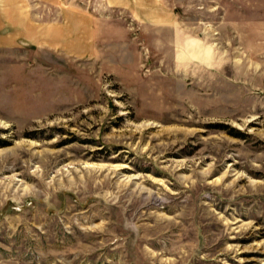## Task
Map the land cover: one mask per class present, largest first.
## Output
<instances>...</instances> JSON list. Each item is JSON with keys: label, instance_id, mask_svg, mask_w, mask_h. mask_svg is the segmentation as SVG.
<instances>
[{"label": "rangeland", "instance_id": "obj_1", "mask_svg": "<svg viewBox=\"0 0 264 264\" xmlns=\"http://www.w3.org/2000/svg\"><path fill=\"white\" fill-rule=\"evenodd\" d=\"M163 1L183 34L0 35V264H264V0Z\"/></svg>", "mask_w": 264, "mask_h": 264}, {"label": "crops", "instance_id": "obj_2", "mask_svg": "<svg viewBox=\"0 0 264 264\" xmlns=\"http://www.w3.org/2000/svg\"><path fill=\"white\" fill-rule=\"evenodd\" d=\"M66 2L67 0H0V4L13 5L16 12L10 17H4L2 15L5 14L4 8L1 9L0 35H16L19 42L39 47L42 52H45V46L53 45L57 49L64 48L80 54L83 48V36L86 37L85 42H89L87 37L98 33L99 19L89 13H82L79 0H74L73 14H67L60 8L53 14L48 12L51 10L50 7H47L46 12L40 7L45 3L50 5ZM165 5L166 9H164ZM113 6H120L128 15L126 19L124 18L126 35L148 37L156 41L166 29L183 34L182 26L179 25V14L168 10V4L163 0H108L107 7ZM186 18L192 19L188 14ZM108 19L113 20L112 16H108L106 20ZM129 21L131 23L128 24ZM187 33L185 32L186 35ZM190 33L194 34L192 31ZM66 37H72L73 47L64 45Z\"/></svg>", "mask_w": 264, "mask_h": 264}]
</instances>
